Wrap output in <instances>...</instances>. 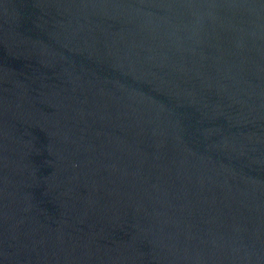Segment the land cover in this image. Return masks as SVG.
<instances>
[{"label": "water", "instance_id": "water-1", "mask_svg": "<svg viewBox=\"0 0 264 264\" xmlns=\"http://www.w3.org/2000/svg\"><path fill=\"white\" fill-rule=\"evenodd\" d=\"M0 264H264V0H0Z\"/></svg>", "mask_w": 264, "mask_h": 264}]
</instances>
